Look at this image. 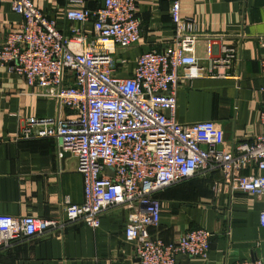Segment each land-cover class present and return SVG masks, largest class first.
<instances>
[{
	"label": "built area",
	"instance_id": "built-area-1",
	"mask_svg": "<svg viewBox=\"0 0 264 264\" xmlns=\"http://www.w3.org/2000/svg\"><path fill=\"white\" fill-rule=\"evenodd\" d=\"M22 23L8 31L0 45V63L39 87L73 113V119L26 117L18 134L22 139L51 138L56 150L69 151L82 175L83 201L63 200L64 220L99 226L102 211L129 205L124 236L132 241L139 264H175L176 255L206 258L212 233L190 229L174 241L151 236L160 222L156 194L191 177L222 174L231 190L252 193L264 201V82L260 88V130L250 141L232 147L224 143L213 121L180 123L176 119L180 79L205 76L195 57V21L184 17L172 0L170 46L148 50L136 58L131 75L119 76L115 46L127 47L140 38L135 0H103L99 9L68 10L67 19L93 22L88 36L79 29L65 35L32 0H10ZM213 41L207 43L211 53ZM264 71V38L258 41ZM228 54L231 47H223ZM179 68L183 71L179 72ZM253 170L245 173L244 170ZM258 223L264 228V208ZM56 220L32 215H0V250L54 229ZM232 264H264L243 259Z\"/></svg>",
	"mask_w": 264,
	"mask_h": 264
},
{
	"label": "crops",
	"instance_id": "crops-1",
	"mask_svg": "<svg viewBox=\"0 0 264 264\" xmlns=\"http://www.w3.org/2000/svg\"><path fill=\"white\" fill-rule=\"evenodd\" d=\"M171 1L135 0L140 38L127 47L115 46L117 75H131L140 53L170 46ZM178 1L181 15L195 21L198 39L194 53L207 74L180 79L177 121H213L221 127L229 147L250 141L260 130L264 71L258 41L264 38V0ZM32 2L67 36L76 28L88 36L94 30L91 20L67 19L66 11L103 6V0ZM22 21L10 0H0V45L6 33L17 29ZM209 41H213L210 54L206 49ZM223 47H231L230 54ZM10 65L0 63V215H32L56 220L59 225L0 250V264H139L133 242L124 236V225L132 211L129 205L102 211L96 228L64 220L65 197L72 203L83 201L76 158L70 154L62 160L51 138L22 139L18 134L26 117L70 120L74 115L45 89L28 86ZM222 179L220 172L198 175L156 194L161 214L158 226L149 229L151 236L169 242L190 229L201 227L212 233L206 258L176 255L175 264H232L243 259L264 262V228L258 223L263 199L227 185L216 187L215 182Z\"/></svg>",
	"mask_w": 264,
	"mask_h": 264
},
{
	"label": "water",
	"instance_id": "water-1",
	"mask_svg": "<svg viewBox=\"0 0 264 264\" xmlns=\"http://www.w3.org/2000/svg\"><path fill=\"white\" fill-rule=\"evenodd\" d=\"M61 152V159L63 160L65 157H68L70 156V152L69 151H63V150H60Z\"/></svg>",
	"mask_w": 264,
	"mask_h": 264
},
{
	"label": "trees",
	"instance_id": "trees-1",
	"mask_svg": "<svg viewBox=\"0 0 264 264\" xmlns=\"http://www.w3.org/2000/svg\"><path fill=\"white\" fill-rule=\"evenodd\" d=\"M186 181V180H185ZM184 182V181H183Z\"/></svg>",
	"mask_w": 264,
	"mask_h": 264
}]
</instances>
